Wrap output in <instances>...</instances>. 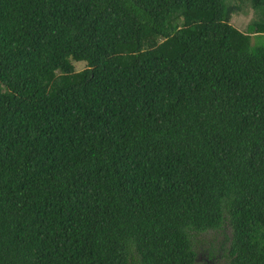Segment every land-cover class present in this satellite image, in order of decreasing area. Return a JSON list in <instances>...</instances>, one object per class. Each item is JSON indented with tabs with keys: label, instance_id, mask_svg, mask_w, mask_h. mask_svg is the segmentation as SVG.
<instances>
[{
	"label": "trees",
	"instance_id": "trees-1",
	"mask_svg": "<svg viewBox=\"0 0 264 264\" xmlns=\"http://www.w3.org/2000/svg\"><path fill=\"white\" fill-rule=\"evenodd\" d=\"M236 7L0 0V264H264V19Z\"/></svg>",
	"mask_w": 264,
	"mask_h": 264
},
{
	"label": "rangeland",
	"instance_id": "rangeland-1",
	"mask_svg": "<svg viewBox=\"0 0 264 264\" xmlns=\"http://www.w3.org/2000/svg\"><path fill=\"white\" fill-rule=\"evenodd\" d=\"M227 3L237 5L238 12L233 14L231 24L240 31H246L250 24L264 19V6L255 9L251 0H227ZM251 45L252 47L264 46V34L252 33ZM72 63L77 71H82L87 67V63L84 61H72ZM208 247V244H205V247L200 249L197 259L208 257Z\"/></svg>",
	"mask_w": 264,
	"mask_h": 264
},
{
	"label": "flooded vegetation",
	"instance_id": "flooded-vegetation-1",
	"mask_svg": "<svg viewBox=\"0 0 264 264\" xmlns=\"http://www.w3.org/2000/svg\"><path fill=\"white\" fill-rule=\"evenodd\" d=\"M207 255H209V250L207 252ZM219 263L226 264L225 261H217L216 259H210L208 257H205L204 259L199 258L196 260V264H219Z\"/></svg>",
	"mask_w": 264,
	"mask_h": 264
}]
</instances>
